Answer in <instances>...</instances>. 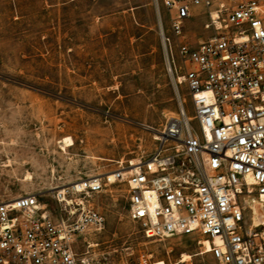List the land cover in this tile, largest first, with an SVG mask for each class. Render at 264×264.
I'll list each match as a JSON object with an SVG mask.
<instances>
[{
    "label": "rangeland",
    "instance_id": "obj_1",
    "mask_svg": "<svg viewBox=\"0 0 264 264\" xmlns=\"http://www.w3.org/2000/svg\"><path fill=\"white\" fill-rule=\"evenodd\" d=\"M201 13L187 26L192 44L214 36ZM162 26L161 0H0V201L40 194L54 209L51 188L155 151V130L179 107ZM180 95L189 99L186 86ZM127 197L123 184L89 200L106 220L84 237L92 264H137L141 254L153 264H217L191 237L148 239ZM183 255L191 259L180 263Z\"/></svg>",
    "mask_w": 264,
    "mask_h": 264
},
{
    "label": "built area",
    "instance_id": "obj_2",
    "mask_svg": "<svg viewBox=\"0 0 264 264\" xmlns=\"http://www.w3.org/2000/svg\"><path fill=\"white\" fill-rule=\"evenodd\" d=\"M161 3L168 28L160 37L179 107L155 130V151L135 168L121 162L65 193L50 191L54 209L40 194L0 201V264H92L94 245L84 237L102 233L106 220L89 200L123 184L128 217L148 239L187 236L200 256L208 243L217 264H264V226L248 215L253 200L264 208V2ZM197 10L214 36L192 44L186 30ZM137 264L153 263L141 254Z\"/></svg>",
    "mask_w": 264,
    "mask_h": 264
},
{
    "label": "bare ground",
    "instance_id": "obj_3",
    "mask_svg": "<svg viewBox=\"0 0 264 264\" xmlns=\"http://www.w3.org/2000/svg\"><path fill=\"white\" fill-rule=\"evenodd\" d=\"M59 144H60V148L62 150H64V151H66L67 148H70V147L74 146L73 140L71 138H69V137L61 140L59 142ZM138 165H139V162H137V163L132 162V166L134 168L136 166H138ZM26 180L28 182V181L33 180V178H32L31 175H28V178ZM71 184H73V182L69 183V184H66V185H64L62 187L51 188L50 191L58 189L60 192L65 193V189H66L65 187L68 186V185H71ZM251 211H252L254 226H256V227L257 226H264V208H263V206L260 203H258L257 201H253V204L251 206ZM205 246H206V249H207V253H209L210 252L209 250H210L211 246L208 243H206ZM207 253H205V254H207ZM190 259H191V256L183 255V257L181 258L180 263H185V262L189 261ZM155 264H165V262L160 261V262L155 263Z\"/></svg>",
    "mask_w": 264,
    "mask_h": 264
}]
</instances>
